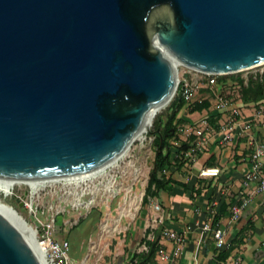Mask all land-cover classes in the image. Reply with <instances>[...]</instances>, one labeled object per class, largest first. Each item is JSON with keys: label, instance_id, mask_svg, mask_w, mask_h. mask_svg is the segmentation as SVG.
Segmentation results:
<instances>
[{"label": "water", "instance_id": "water-1", "mask_svg": "<svg viewBox=\"0 0 264 264\" xmlns=\"http://www.w3.org/2000/svg\"><path fill=\"white\" fill-rule=\"evenodd\" d=\"M174 60L217 74L263 63L264 0H0V177L116 160L171 99ZM0 264H41L1 214Z\"/></svg>", "mask_w": 264, "mask_h": 264}, {"label": "rangeland", "instance_id": "rangeland-1", "mask_svg": "<svg viewBox=\"0 0 264 264\" xmlns=\"http://www.w3.org/2000/svg\"><path fill=\"white\" fill-rule=\"evenodd\" d=\"M183 68L178 66L179 71ZM262 69L264 62L236 74L248 75ZM199 73L195 69L192 71L193 76ZM200 75L204 83L206 76ZM218 86L216 90L225 93V89ZM205 97L214 101L210 89L199 86L193 100L185 103L178 113L181 117L177 123L178 139L169 138L174 155L178 152L181 136L188 135L187 125L182 123H189L192 129L200 127L199 122L206 115L204 109L193 116L187 113L191 112L195 100ZM170 100L153 119L159 116L160 126L166 119ZM157 131L158 127L152 122L144 138L134 139L125 154L102 175L83 181L49 182L34 190L27 184H15L8 194L0 190V199L12 205L31 229L38 228L42 221L54 218L55 235L68 239L73 264H132L133 254L141 251V238H146L150 231L151 211L147 205L143 208L142 197L153 165V138ZM182 160L193 163L191 156L185 153Z\"/></svg>", "mask_w": 264, "mask_h": 264}, {"label": "crops", "instance_id": "crops-1", "mask_svg": "<svg viewBox=\"0 0 264 264\" xmlns=\"http://www.w3.org/2000/svg\"><path fill=\"white\" fill-rule=\"evenodd\" d=\"M241 109L249 115L251 103L242 105ZM196 112L199 113L194 110L187 114L193 116ZM204 112L206 115L203 117L213 127L204 149L188 168L185 165H181L179 170L176 165L170 167L175 170L174 176L186 184V188L168 184L158 196H154L164 209V224L185 237L184 247L173 264H231L235 259H239V264H264V223L261 218L264 192L255 191V184L244 180L249 154L245 140L242 137L230 141L220 139L219 125L226 116L213 108L211 98L210 106ZM210 116L215 118L217 127L210 122ZM257 131L264 137V129ZM191 138L181 136V140L189 142ZM201 166H218L220 171L215 176H202L199 175ZM242 196H250V201L242 208L238 218L233 219L230 205L239 202ZM208 218L219 222L226 230L225 247L217 248L209 234L201 233V225ZM156 235L159 247H172L171 240L157 232Z\"/></svg>", "mask_w": 264, "mask_h": 264}, {"label": "built area", "instance_id": "built-area-1", "mask_svg": "<svg viewBox=\"0 0 264 264\" xmlns=\"http://www.w3.org/2000/svg\"><path fill=\"white\" fill-rule=\"evenodd\" d=\"M176 69V87L172 97L179 94L186 104L193 100V94L198 90L199 86H206L214 94L213 108L226 117L220 123V139L222 141L237 140L242 137L245 140L246 147L249 151L248 154V167L244 172V180L246 183H254V190L257 192H264V137L260 136L258 129H264V100L251 103L252 110L249 115H246L241 106L246 104L241 102L238 91V84H235L231 90L221 93L216 90L218 85L217 77L220 74L206 73L196 70L204 76L206 80L204 83L201 81V75L193 76V68H189L183 64L175 63ZM182 65L184 68L179 71L178 66ZM254 67V66H253ZM251 68V67H250ZM263 70V69H262ZM259 70L248 75H242L244 82H246L249 75H256L261 72ZM187 73L186 75H184ZM197 74V73H196ZM187 125V134L185 137L192 140L189 142V147L185 154L191 156L193 160L196 159L199 152H201L208 139V136L213 131L206 117H203L199 122V128H194ZM191 130V131H190ZM192 132V133H191ZM218 166H201L199 175L202 176H215L219 173ZM1 184V182H0ZM250 201V196H242L239 202H233L230 205L231 218H238L240 211ZM147 206L150 208V231L147 232L146 240H153L155 233L158 232L163 238L171 240L173 245L171 248L158 247L156 250L155 264H173L174 259L180 254L184 247L185 237L182 233L174 230L164 224V209L159 200L150 196L148 198ZM261 218L264 223V206L261 211ZM33 229L32 239H35V245L45 262V264H73V260L69 254V241L64 237L55 236L54 218L42 221L37 228ZM201 233L210 235L214 245L221 249L226 245V230L219 222H214L212 218H208L201 225ZM149 245L143 240L141 251H147ZM231 264H239V259H235Z\"/></svg>", "mask_w": 264, "mask_h": 264}, {"label": "trees", "instance_id": "trees-1", "mask_svg": "<svg viewBox=\"0 0 264 264\" xmlns=\"http://www.w3.org/2000/svg\"><path fill=\"white\" fill-rule=\"evenodd\" d=\"M238 72L218 75L219 86H217L227 91L231 90L235 84H238L240 100L243 103H257L264 100V69L256 73V75H249L246 82H244L242 76L236 74ZM184 104L183 98L179 94H175L168 105V112L163 126H160L161 121L159 122V116L153 121L155 126L158 127V131L153 138L155 156L142 197L143 208L146 207L150 196H158L159 192L164 190L168 184H178L186 188V184L174 176L175 170H172L170 167L176 165V169L178 170L181 165H185L186 168L189 167L188 162L182 160L185 151L189 147V141L180 140L179 148H177L178 152L175 155L172 153V144L169 141V138L172 137L178 139V135L176 134L177 123L181 120L178 113ZM209 106L210 97H205L200 101L195 100L191 106V111H201ZM209 120L217 127L214 123L215 118L210 116ZM143 240L147 242L149 248L147 251L135 252L132 257V264H155V251L160 246L158 235L153 240H146L145 238Z\"/></svg>", "mask_w": 264, "mask_h": 264}, {"label": "bare ground", "instance_id": "bare-ground-1", "mask_svg": "<svg viewBox=\"0 0 264 264\" xmlns=\"http://www.w3.org/2000/svg\"><path fill=\"white\" fill-rule=\"evenodd\" d=\"M156 39V38H155ZM155 41V40H154ZM155 43H158L157 40ZM175 63H179L178 61H175ZM182 64V63H181ZM169 101V100H168ZM167 101V102H168ZM166 102V103H167ZM166 103L158 106L153 113L152 117L148 120V122L144 125V127L138 132V134L134 137V139H143L145 133L149 130L150 126L152 125L154 117H156V113L166 105ZM133 139V140H134ZM129 146L118 156V158L110 163H107L105 165H102L98 168H95L90 171L81 172V173H75L60 177H49V178H3L0 177V190L4 192V194L10 193V188L15 184H27L31 187L32 190L37 188L39 185H44L49 182H57V181H83L88 178L95 177L97 175H102L106 169L110 166H112L120 157H122L125 152L128 150ZM0 214L3 215L9 222H11L26 238V240L33 246V248L37 249L35 243V239H32L33 236V230L30 228L29 224L25 221V219L20 215V213L10 204H8L3 199H0ZM38 250V249H37ZM36 251V250H35ZM41 264H45L41 253L36 251Z\"/></svg>", "mask_w": 264, "mask_h": 264}]
</instances>
